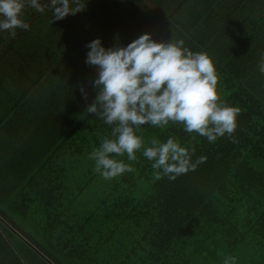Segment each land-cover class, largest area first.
<instances>
[{
	"label": "trees",
	"instance_id": "obj_1",
	"mask_svg": "<svg viewBox=\"0 0 264 264\" xmlns=\"http://www.w3.org/2000/svg\"><path fill=\"white\" fill-rule=\"evenodd\" d=\"M45 2L23 12L28 30L6 31L0 56L13 102L0 113V264L9 232L40 264H264V0H70L84 8L61 20ZM143 33L207 52L237 127L209 142L145 124L143 147L173 137L206 160L157 180L142 148L136 161L115 157L135 171L106 180L90 154L112 126L86 111L98 76L87 45L126 47Z\"/></svg>",
	"mask_w": 264,
	"mask_h": 264
},
{
	"label": "clouds",
	"instance_id": "obj_2",
	"mask_svg": "<svg viewBox=\"0 0 264 264\" xmlns=\"http://www.w3.org/2000/svg\"><path fill=\"white\" fill-rule=\"evenodd\" d=\"M26 2L36 11H44L39 0H0V30L14 37L15 29H29L21 18ZM50 4L52 20H61L84 8L70 7V0H50ZM87 47L85 62L97 68L98 76L93 81L95 99L86 111L112 126L111 138L105 136L90 154L95 171L104 179L135 171L131 164L115 157L126 154L128 161H136V152L142 148L143 156L153 161L157 180L163 176L175 180L206 160L201 156L192 162L195 149L181 146L173 137L166 142L153 137L150 146L143 147L137 130L145 124L159 128L170 122L182 124L185 132H195L209 142L225 134L231 137L235 132L240 109L220 99L216 90L218 74L207 52L191 51L183 39L158 42L150 33L141 34L126 47L106 49L100 38L90 41ZM259 70L264 73V54ZM81 93L86 99L83 88ZM236 260L227 255L222 264H236Z\"/></svg>",
	"mask_w": 264,
	"mask_h": 264
},
{
	"label": "rangeland",
	"instance_id": "obj_3",
	"mask_svg": "<svg viewBox=\"0 0 264 264\" xmlns=\"http://www.w3.org/2000/svg\"><path fill=\"white\" fill-rule=\"evenodd\" d=\"M4 235L10 241V243L8 244L9 248L11 247L14 250V251H11L8 248V253L6 254V256H4L6 259L5 264H40L38 259H33L29 255L28 249L22 246L23 242H20L19 241L20 239L14 236L12 232H9L8 234H4ZM18 257H19L20 263L16 261L18 260Z\"/></svg>",
	"mask_w": 264,
	"mask_h": 264
},
{
	"label": "crops",
	"instance_id": "obj_4",
	"mask_svg": "<svg viewBox=\"0 0 264 264\" xmlns=\"http://www.w3.org/2000/svg\"><path fill=\"white\" fill-rule=\"evenodd\" d=\"M45 1L46 0H39L41 5L43 3H44V5H46ZM28 7H30V6H28L27 2H26L25 8L23 9V12ZM32 9L35 10L34 8H32ZM23 12H22V16H23ZM22 16H21V18H22ZM24 19L25 18H23V20ZM6 35H9V34H7L6 31H4V30H0V56L5 53L6 47H5L4 43L6 41ZM5 72H6L5 65L3 63H0V113H3L2 111H4L6 109V103L12 102V94L7 95L6 90H5V86H6V80H5L6 73Z\"/></svg>",
	"mask_w": 264,
	"mask_h": 264
}]
</instances>
